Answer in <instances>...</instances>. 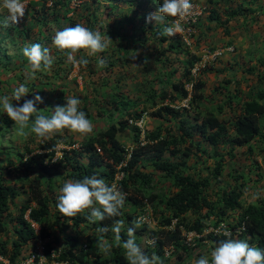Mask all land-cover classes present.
<instances>
[{"label":"trees","instance_id":"trees-1","mask_svg":"<svg viewBox=\"0 0 264 264\" xmlns=\"http://www.w3.org/2000/svg\"><path fill=\"white\" fill-rule=\"evenodd\" d=\"M149 1L156 3L155 0ZM56 4L54 3V6ZM209 16L211 20H215L224 27V33H228L226 27L228 19L219 20L213 10L210 11ZM162 28L159 26L151 28L149 32L150 37L157 43L166 42L167 45L160 50L159 54L164 58H159V56L155 58L154 64L158 66V70L156 69V77L148 80L150 85L148 91L144 90L145 97L128 98L127 95L120 93L119 87L112 84L106 74L105 79L99 80L100 90H94L92 97V101L99 105L95 110L98 130L93 129V132L81 142L80 148H62L61 154L55 157L58 142L72 146L74 141L54 133L55 139L49 136L37 146L44 151L35 153L34 148L30 147V141L33 139L30 137L29 142L22 141L23 137L16 135L14 121L0 109V257L6 260V262L0 260V264H19L29 257H32L30 264H43L39 262L40 255L34 246L38 240L44 241L42 251L46 264H108L109 261V264H128L122 247L114 245L108 261V258L101 256L96 242L104 237H109L110 242H114L115 234L112 232V227L117 219H123L125 224H128L120 233L122 242L126 240L128 238L127 228L133 226L135 215L143 210L146 201L153 207L158 226L157 229H150L149 224L144 222L135 231V242L149 256L155 253L163 260L165 245L171 246L172 253L181 250L190 255L191 251L198 245L200 246L204 239H207V243L212 247L227 238L235 239L233 233L231 237H224L222 234L218 235L217 230L207 232L205 230H208L210 226L216 228L219 223L227 221L229 212L242 207L240 196L242 188L247 185L246 174L242 170L229 173L232 184L228 181L221 186L220 174L225 161L223 154L215 152L213 156L215 165L206 176L187 173L184 158L179 162L163 158L166 151L172 155L179 152V149L171 148L173 144L179 143V139L191 138L190 128L186 129L180 124L177 126L180 131L179 137L172 136L170 130L163 133L162 126L159 124L155 128L147 129L144 135L147 142L144 145L139 144L141 130L135 122L139 121L146 112L145 105L155 106L158 101L167 100L165 104L152 111L151 115L164 120L179 118L182 121L180 117L185 107L179 105L180 100L189 97V104H193L202 98L199 91L203 87V82L199 78H194L192 72L195 63L200 61V55L191 52L180 39L172 40L171 37L159 35ZM131 38L134 39V37ZM66 51L68 50L54 52L57 63H61L62 53ZM181 55L184 57H180ZM22 58L21 64L15 66L14 71L12 70L14 76L19 79L23 78L24 71L28 73L30 71L26 58ZM58 67L59 64L47 71L51 74L37 72L33 79H29V75L25 76V80L21 79L20 81L28 87L29 93L20 101L12 100L13 105L19 106L25 99H32L38 94L43 99L42 103L36 105L38 111L51 115L56 106H51V101L42 96L43 89H47L50 94L58 89L56 91L58 102H62L68 92L65 84H56V87L60 86V88L51 87L55 85L54 78L61 77V72L64 70ZM11 69L8 68L7 71ZM91 71L94 70L91 69ZM152 83H157L156 86L160 91H157ZM187 84H191L190 90L186 87ZM106 89H111L112 93L109 95ZM228 98V104H230L231 96ZM79 107L87 116H92L93 110L89 108L88 102H84ZM217 108L220 111L222 107ZM263 124L264 87L256 91L252 99L243 103L240 115L233 122L234 136L230 141L226 139L227 125L213 112H207L201 122L193 128L213 146L227 141L233 146L247 144L248 151H251L252 140L264 141ZM126 131L132 136L131 145L128 147L119 138ZM17 139H19V144L15 142ZM97 147L107 158L112 159L113 163H124L120 168L124 173L123 179L117 183L120 190L126 193V202L120 210L121 216L90 223L86 219L90 214L89 209L75 217H66L55 206L58 196L56 191H59L64 181L82 179L84 176L96 174L104 178L110 186L112 184L115 168L111 165L106 168L101 164L96 152ZM196 147L198 151L204 153L205 150L200 147L199 143ZM147 154L149 158L146 157ZM188 154L186 150L184 155ZM207 155L209 157V154ZM83 157H86V163L81 160ZM146 161L152 163L154 170L162 172L171 179L172 190L170 189L167 193L164 185H157L156 176L144 170ZM254 166L253 168H259L256 161H254ZM253 168H248L249 172H253ZM19 172L23 175L21 178L16 174ZM13 173L16 179L19 178L22 182L19 187L6 182V178L12 176ZM255 176L259 179L262 174L257 172ZM212 181L217 184L216 189L218 190H214L215 184L213 185ZM262 186L263 191L259 198L255 202L248 203L241 214L234 216L237 219L234 224L230 223L229 227L233 229L244 221V231L249 235L250 242H254L255 247L264 249V184ZM23 194H26V197L17 206V213L12 215L10 204H13L15 199ZM96 206L99 207V205ZM188 211L195 213L196 216L186 217ZM173 218L177 219L174 230L165 228V226H170ZM32 223L38 226V231H35ZM84 224L92 229L91 235L86 236L85 247L79 245V238L76 234L65 232L69 225L77 230L83 228ZM179 226L201 234L196 246L184 243ZM53 227H56L58 231L56 236L51 229ZM101 227H106L108 231L101 234L98 232ZM140 231H144L148 238H152L155 245L146 243L148 238H143L141 241L138 236ZM59 238L62 242L55 246ZM26 247L30 251L28 254H23ZM178 257H181V254H178Z\"/></svg>","mask_w":264,"mask_h":264},{"label":"rangeland","instance_id":"rangeland-1","mask_svg":"<svg viewBox=\"0 0 264 264\" xmlns=\"http://www.w3.org/2000/svg\"><path fill=\"white\" fill-rule=\"evenodd\" d=\"M155 4L149 0H27V9L25 16L18 24H9L7 27L0 26V96L11 97L13 90L25 80V76L29 75L27 71L23 72V78L19 79L14 76V67L20 65L23 61L22 49L31 43H39L43 47L50 50V54L54 57L55 64L62 68L61 77L54 78L56 84L67 86L68 92L65 97L75 96L80 99L82 105L88 102L91 108L92 116H87L93 123V129H97L98 124L95 120V110L98 104L92 101L94 90L99 91V80H103L107 76L112 84L119 87L122 94L128 98L136 97L144 98L150 83L156 77L158 66L154 62L159 56L160 50L166 47L167 43H157L150 37V29L156 27L172 26L179 22L183 28L181 33H177L171 37L172 40L180 39L189 47L194 54H203L201 61L195 63L192 69L193 76L203 82V87L199 92L202 94L197 103L189 104L182 110V116L177 119H161L151 115L159 106L165 104L167 100L158 101L155 106L145 105L146 113L139 124L144 130L155 128L161 125L163 133L170 130L172 136H178L180 131L177 126L180 124L184 128L191 131V138L179 139V143H175L171 148L179 149L177 154H170L166 151L163 158H167L174 162H179L185 159L186 172L208 175V172L214 167L215 152L223 154L225 161L223 170L220 174V179L224 183L231 180L233 171L242 170L247 180V185L242 188L241 204L239 211L248 204L255 202V194H262V185L264 184V141L254 139L250 143L251 151H248L247 144L242 146H233L229 142H222L216 146L210 144L205 137L193 128L201 122L202 117L207 112H213L219 120L224 122L228 127V136L226 139L230 141L233 134V122L240 115L242 105L245 101L253 98L256 91L264 87V0H190L193 5L191 14L184 20L178 17H164L162 23L151 22L146 23L145 17L152 12H155L162 0H155ZM54 3H57L54 6ZM213 10L218 16V19L224 21L228 19L226 25L228 33H224V27L219 25L215 20L210 19V11ZM7 16V11L0 9V20ZM82 24L91 30L99 31L106 39L109 37L112 42L109 47L97 56L89 57L85 50H80L75 54L77 59L81 56L87 58L89 63L87 66H76L67 60V51L62 53L61 63H57L54 52H61L54 44L53 37L58 30L65 27L74 26V24ZM24 31V32H20ZM153 30H151L152 32ZM131 37H134L132 39ZM131 39V40H130ZM217 52L213 58L211 52ZM135 55V59L132 56ZM180 57H184L181 55ZM103 58L107 62L106 67L98 66V59ZM159 58H164L159 56ZM58 67V68H59ZM12 68L10 71L7 69ZM20 68V66L18 67ZM94 70V71H91ZM157 69V70H156ZM16 72V71H15ZM21 72V71H20ZM51 74V72H47ZM118 80V81H115ZM157 83H152L157 91H160ZM190 84H187V88ZM60 88V86L56 87ZM165 89L167 87L165 86ZM55 89L50 94L47 89H43L42 96L46 100L51 101V106H63L66 104L65 98L62 102H58ZM108 94L112 93L111 89H106ZM228 96H231V102L228 104ZM180 100L181 106H183ZM221 106V110H218ZM101 126V125H100ZM99 126V127H100ZM98 130V129H97ZM264 130V124H263ZM65 139L74 141L72 146L66 143L58 142L56 144L55 157L61 154L62 148H80L89 134L82 135L71 132L67 129L59 132ZM50 136L55 139L54 134ZM30 147L34 148V152H43L37 146L45 141L46 138H40L35 134L29 135L27 138H22V141L29 142ZM131 134L124 132L120 135L122 143L128 147L131 145ZM171 137V136H170ZM19 144V139L15 140ZM204 149L202 154L198 151L196 144ZM100 150V149H99ZM188 150V155H184ZM99 159H102V165L108 168L111 163L102 151H98ZM209 154V157L208 155ZM150 156L147 154L146 156ZM104 158V159H103ZM86 161V157L81 159ZM254 161L259 164V168H253ZM86 163V162H85ZM253 168V172H249L248 168ZM145 171L152 172L156 177L157 185H164L166 192L173 189L171 179L165 176L162 172L154 170L151 162L146 161ZM261 172L262 177L256 178L255 174ZM21 178L22 173H16ZM213 180V178H211ZM249 180V181H248ZM6 182L13 186L19 187L22 183L16 175L6 178ZM212 181L211 183H213ZM231 182V181H230ZM215 183H213L214 185ZM232 184V182H231ZM168 188V189H167ZM217 184L214 185V190H218ZM59 193V191H56ZM219 192V191H218ZM217 193V192H216ZM134 195V194H133ZM218 194H216L217 196ZM139 196V195H138ZM214 195V197H216ZM26 197V194L15 199L13 204H10L11 214L17 213V206ZM128 207H126L127 209ZM193 214L190 213L189 217ZM128 225H124L126 227ZM53 234L58 233L56 227L51 228ZM65 232L67 234L77 235L81 242L85 241L86 236L91 235L92 229L84 224L83 228L76 230L72 225H69ZM139 239H147L144 231H140ZM136 239V236H135ZM240 240H246L241 237ZM55 245L58 246L60 242ZM152 239H147V242ZM44 241L38 240L35 242V250L41 256L40 262H44L42 244ZM192 242L197 243V240ZM254 246V243H249ZM113 245L114 242H113ZM30 248V247H29ZM142 248V247H141ZM214 248L207 240H203L197 252L208 255L211 249ZM29 249L26 247L23 254H28ZM194 254V250L191 251ZM181 254V257H178ZM0 260L4 261L1 257ZM32 257L27 258L20 264H30ZM189 260V264H195L196 258L194 255L189 257L185 252L178 250L169 259V263H180ZM168 263V264H169Z\"/></svg>","mask_w":264,"mask_h":264},{"label":"clouds","instance_id":"clouds-1","mask_svg":"<svg viewBox=\"0 0 264 264\" xmlns=\"http://www.w3.org/2000/svg\"><path fill=\"white\" fill-rule=\"evenodd\" d=\"M0 9L7 11V16L0 20V26L7 27L9 24H18L25 16L27 0H0ZM192 9L193 5L190 0H162L159 8L145 17V22L151 23L154 21L162 23L164 17H178L180 20H184L191 14ZM182 31L183 28L181 24L177 22L172 26H164L158 34L161 36L172 37ZM52 42L59 50H68L67 60L69 62L76 66H87L89 60L83 56L77 59L75 54L80 50H85L87 56H97L98 53L104 52L109 47L112 40L109 37L106 39L97 30H91L88 27L77 23L74 26L58 30L55 33ZM22 54L26 58L30 68L29 79H33L37 72L49 71L54 64V57L50 54L49 48L43 47L39 43L26 45L22 49ZM198 55H200L201 61L203 54L201 53ZM132 58L135 59V55H133ZM98 66L101 68L106 67V60L103 58L98 59ZM190 88L191 84L188 89L190 90ZM27 93H29L28 87L26 84L21 83L13 90L11 97L7 95L0 96V109H2L3 112L6 113L12 121H14L17 136L27 138L30 134H35L40 138H46L49 137L50 134L59 133L65 129L82 135L93 132L92 121L87 117L84 111L80 110L79 106L81 101L79 98L75 96L65 97V105H57L52 110L51 115H45L40 113L36 107L38 103L43 102L42 97L38 94H36L32 99H25L19 106L13 105L12 100L20 101ZM188 99L189 97L182 99L183 102L185 101L182 107L188 106ZM143 117L139 121H141ZM139 121L135 122V125H137L141 130L139 144L144 145L147 142L144 137L146 130L137 124ZM141 141H144L143 144ZM105 159L111 163L113 168H115V179V173L121 168H117L120 163H113L112 159L109 158ZM100 160L102 164V159ZM121 179H123V177ZM125 197L126 193L120 190L119 185L113 183L110 186L106 183L104 178L93 174L91 176H84L82 179H69L64 181L62 186L59 188L57 203L55 206L58 211L66 217H75L77 214L90 209V214L87 215L86 219L90 223H97L104 221L106 218L121 216L120 210L124 207L126 202ZM253 198L258 199L259 194H255ZM144 204L145 207L143 210L135 215L133 226L127 228L128 238L123 240V242L120 233L124 228L125 221L123 219L115 220L112 227V232L115 234L114 244L115 246L122 247L124 249V255L128 264H168L169 259L174 254L172 253L170 245H165L163 247V261L155 253L151 256L145 254L143 249H141L135 242V231L144 224L145 218L143 216L139 217L144 210L150 211V221L145 222L149 224L150 229L158 226V220L154 215L152 205L148 201L144 202ZM96 205H99V207ZM125 206L128 207L127 204ZM245 207L242 211H239L238 208L231 213L229 212L227 221L219 223L216 228L210 226L208 230H205V232L217 230V234H222L224 237H231L233 233L235 239L227 238L220 241L214 248L211 249L208 255L197 252V248H199L198 245L194 249V254L190 253L189 255V257L192 255L195 256V264H264V249L250 246L249 243L254 242H250L249 235L244 231L245 222L241 221L240 225L235 226L233 229H230L229 227L230 223L234 224L237 219L234 216L241 214ZM190 213L193 214L191 218L196 216L195 213H192L191 211H188L186 213L187 216L186 214L185 216L190 218ZM176 222L177 219L173 218L170 226H165V228L174 230ZM179 228L184 243L189 246H196L197 243L192 241L195 239L198 240L201 237V234H197L192 230L188 231L183 226H179ZM107 231L108 229L106 227L98 229V232L101 234L106 233ZM241 231L244 232L240 233ZM241 237H245L246 240H240ZM85 243L86 241L81 242L79 240V245L85 247ZM96 243L98 250L101 252V256L108 258L109 261L110 254L112 252L111 249L114 246L113 242H110L109 237H104V239L101 238L97 240ZM146 243H148L147 240ZM149 243L153 246L155 245V241H149ZM183 262L189 264V260H185L177 264H182ZM42 263L46 264L45 258ZM107 263L109 264L110 261ZM172 264L175 263L172 262Z\"/></svg>","mask_w":264,"mask_h":264},{"label":"built area","instance_id":"built-area-1","mask_svg":"<svg viewBox=\"0 0 264 264\" xmlns=\"http://www.w3.org/2000/svg\"><path fill=\"white\" fill-rule=\"evenodd\" d=\"M213 54H211L212 55V57L214 58L215 57V55L217 54V52H212ZM203 56H205V55H203ZM203 56H202V58H203ZM143 142L144 141H141V143L143 144ZM98 151H100L99 150V148H98ZM124 163H120V164H118V166H117V168L119 169L120 167H121V165H123ZM123 175H124V173H123V171L122 170H119L118 172H116L115 173V179L113 180V182H112V184L113 183H115V184H117L118 183V181L123 177ZM111 184V185H112ZM118 185V184H117ZM150 211H148V210H144L143 211V213L139 216V217H141V216H143L144 218H145V220H144V222H149L150 221ZM32 226L35 228V231H37V226L34 224V223H32ZM216 231V230H215ZM40 263H42V262H40Z\"/></svg>","mask_w":264,"mask_h":264}]
</instances>
